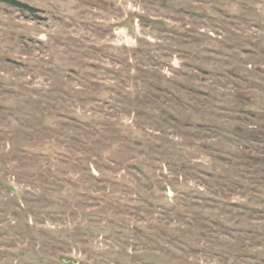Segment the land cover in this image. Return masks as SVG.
I'll return each mask as SVG.
<instances>
[{"label":"rangeland","instance_id":"rangeland-1","mask_svg":"<svg viewBox=\"0 0 264 264\" xmlns=\"http://www.w3.org/2000/svg\"><path fill=\"white\" fill-rule=\"evenodd\" d=\"M0 264H264V0H0Z\"/></svg>","mask_w":264,"mask_h":264},{"label":"trees","instance_id":"trees-1","mask_svg":"<svg viewBox=\"0 0 264 264\" xmlns=\"http://www.w3.org/2000/svg\"><path fill=\"white\" fill-rule=\"evenodd\" d=\"M13 4H16V5H20L21 3L17 2V1H12Z\"/></svg>","mask_w":264,"mask_h":264}]
</instances>
